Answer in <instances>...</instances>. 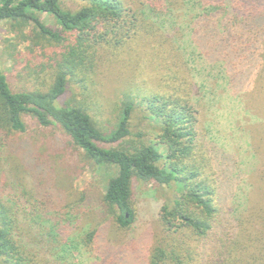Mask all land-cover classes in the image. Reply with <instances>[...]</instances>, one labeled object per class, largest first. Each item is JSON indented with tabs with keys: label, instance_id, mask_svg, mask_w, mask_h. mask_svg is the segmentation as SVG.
Wrapping results in <instances>:
<instances>
[{
	"label": "trees",
	"instance_id": "1",
	"mask_svg": "<svg viewBox=\"0 0 264 264\" xmlns=\"http://www.w3.org/2000/svg\"><path fill=\"white\" fill-rule=\"evenodd\" d=\"M69 1L83 6L69 10L64 6ZM42 15L53 16L63 31L49 28ZM1 23L37 46L45 40L62 50L53 52L41 71L29 65L18 71L23 83L18 92L0 56V185L21 187L3 153L13 143L11 136L27 132V117L45 128L59 126L89 161L114 167L117 175L103 197V232L102 227H92L74 235L57 225L47 228L32 207H18L0 196V264H40L42 258L47 264H264V207L251 206L252 183L234 197L239 207L226 205L229 162L222 144L211 148L213 158L206 155L192 94H180L176 82L143 97L133 89V96L122 102L116 125L106 129L87 101L62 104L75 85L85 98L95 97L100 49L123 46L133 36H147L159 46L171 43L172 56L187 48L190 29L201 42L206 32L210 53L226 51L232 62L244 55V43L247 49L264 51V0H0ZM28 28L35 37L25 35ZM141 105L163 126L156 144L133 141L143 136L132 128V116ZM100 143L119 146L108 149ZM137 181L170 191L179 188L181 193L172 201L163 200L152 237L117 245L109 232L115 224L132 229ZM26 227L32 239L24 233ZM43 242L50 258L36 252ZM94 244L101 261L89 262L83 259L85 248Z\"/></svg>",
	"mask_w": 264,
	"mask_h": 264
},
{
	"label": "rangeland",
	"instance_id": "2",
	"mask_svg": "<svg viewBox=\"0 0 264 264\" xmlns=\"http://www.w3.org/2000/svg\"><path fill=\"white\" fill-rule=\"evenodd\" d=\"M64 6L77 11L83 4L69 1ZM42 20L49 28L63 31L53 16L42 15ZM25 33L28 37H35L31 28ZM205 35L206 32L201 42L195 39L196 35H192V29L186 31L187 48L173 56L170 53L171 43L159 46L147 36L139 39L133 36L120 47L104 45L100 49L96 96L85 98L83 90L75 85L62 104L70 100L87 101L93 106L92 114L106 129L109 125H116L122 102L133 93L140 91L138 94L142 97L160 93L166 90L168 84L173 87L176 82V87L182 88L180 94L193 95L199 139L208 158H213L211 148L220 144L224 146L231 172L224 188L229 194L226 205L234 209L239 207L240 201L234 202V197L237 193L242 194L245 190L242 192L241 189L252 183L249 190L251 206L264 207V51L247 49L244 43L240 46L244 55L232 62L225 56L226 51L212 50L210 53L209 39ZM243 39L246 40V37L243 36ZM40 43L37 46L32 38L23 39L18 30L15 31L8 23L0 24V56L14 91L18 92L23 84L18 81V71L26 65L41 71L42 65L50 61L52 53L62 50L45 40ZM258 117L262 120L256 123ZM26 122L27 132L11 136L12 146L9 145L3 153L21 187L13 190L2 183L0 196L14 200L18 207H32L47 228L57 225L59 230L64 228L74 235L92 227L101 228L107 221L102 216L103 197L110 180L117 175L114 167H99L89 161L84 151L76 147L59 126L45 128L31 117H27ZM132 122L133 133L143 135L141 139L136 135L133 141L142 140L146 145L157 143L163 126L150 117L144 106L136 107ZM100 146L110 149L119 144L100 143ZM157 148L166 153L165 148ZM236 159L238 166L235 171ZM134 190L136 217L132 229H120L115 224L109 232V239L117 245H125L129 240L141 239L142 236L152 237L158 227L163 200L172 201L181 193L179 188L170 191L138 181ZM101 230L103 232L104 227ZM24 233L32 239L27 227ZM46 245L43 242L39 248L41 252H36L41 257L50 258ZM85 249L83 259L101 261L96 244ZM40 264H47L46 259L42 258Z\"/></svg>",
	"mask_w": 264,
	"mask_h": 264
}]
</instances>
